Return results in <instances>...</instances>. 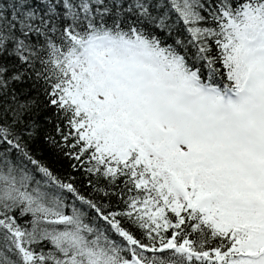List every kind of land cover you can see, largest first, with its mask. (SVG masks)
Instances as JSON below:
<instances>
[{"label":"snow or ice","instance_id":"1","mask_svg":"<svg viewBox=\"0 0 264 264\" xmlns=\"http://www.w3.org/2000/svg\"><path fill=\"white\" fill-rule=\"evenodd\" d=\"M0 264H264V0H0Z\"/></svg>","mask_w":264,"mask_h":264}]
</instances>
